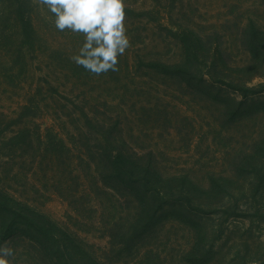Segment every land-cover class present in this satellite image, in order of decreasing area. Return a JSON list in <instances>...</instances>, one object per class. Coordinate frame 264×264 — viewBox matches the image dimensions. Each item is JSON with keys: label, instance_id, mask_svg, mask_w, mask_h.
I'll list each match as a JSON object with an SVG mask.
<instances>
[{"label": "rangeland", "instance_id": "1", "mask_svg": "<svg viewBox=\"0 0 264 264\" xmlns=\"http://www.w3.org/2000/svg\"><path fill=\"white\" fill-rule=\"evenodd\" d=\"M68 1L34 0L39 38L32 50L17 27H0V176L9 191L106 257L120 244L111 238L120 225L106 232L103 222L105 233L96 232L87 201L75 196L74 203L68 192L97 187L93 173L108 143H117L204 189L213 177H225L233 197L211 213L191 207L206 232L204 249H198V228L169 219L134 248L109 254L111 263L197 264V249L195 257L206 255L207 264H264V111L232 123L220 103L155 67L185 61L173 33L192 30L201 39L197 63L206 67L220 54L228 64V76L215 78L226 94L255 63L253 73L262 76L252 85L264 98V0H116L136 15L107 10L113 0H79L81 25L65 24L70 13L52 7ZM87 6L96 21L83 13ZM256 30L262 33L257 61L246 48ZM60 138L69 150L57 147L59 157L43 160L45 144ZM218 195L213 198L220 203ZM129 211L123 202L114 213L126 218ZM20 246L3 245L0 264H36Z\"/></svg>", "mask_w": 264, "mask_h": 264}, {"label": "trees", "instance_id": "2", "mask_svg": "<svg viewBox=\"0 0 264 264\" xmlns=\"http://www.w3.org/2000/svg\"><path fill=\"white\" fill-rule=\"evenodd\" d=\"M68 2L63 6L52 3V7L60 14L62 9L70 13L63 18L65 24H75L78 21V24L81 25L82 17H78V20L75 17L78 14L80 1L69 0ZM33 3L34 0H0V27H17L21 30L23 40L29 50H32L30 47L34 48L35 40L39 38ZM90 3L94 4L92 0L89 1V5ZM105 8L120 14H138L132 9L121 8L116 0H113ZM89 10V6H87L83 13L87 14L91 20L96 21ZM173 34L181 43L187 58L176 64L157 63L155 67L164 76L177 80L202 97L220 103L225 107L226 117L232 123L240 119L252 118L264 111V98L261 94L263 91L252 85L254 79L262 76L258 71L253 73L252 68L256 69L255 63L250 67L251 71L248 77H238L239 85L234 87L233 91L231 90L233 93L228 95L222 87L217 85L215 79L221 75L228 76L226 72L223 74L228 68V64L219 54L220 49H215L219 57L214 59L210 65L202 67L200 63H197L201 41L198 35L192 30L175 31ZM261 34L257 30L254 31L246 45L253 60L256 61L260 59L259 55L262 53ZM209 51L215 53L213 48ZM24 133L27 136L30 135L27 132ZM21 134L23 132L16 133V136L11 138V142L14 139L12 143L15 144V140L19 139ZM38 140L39 143H42L40 136ZM55 141H48L45 144L46 155L43 156V160L56 159V155L59 157L62 150H69L63 139ZM33 144L34 141H30L29 137L28 145L33 147ZM57 147L61 148V151ZM97 163L98 161H95V164ZM99 165L95 177L92 172L93 178H99L97 187L94 186L93 189L86 187L75 191L70 189L68 196L74 203L79 197L87 201L89 212L94 214V217H91V225L95 230H98L96 232L103 230L101 226L103 222L106 232H114L115 227L120 225L116 233L110 235L111 238H118L120 244L105 254L106 257L98 252L95 245L80 238L76 232L60 225L33 204L11 193L2 176H0V248L6 244L12 246L19 244L21 245L20 249L24 252L26 250L36 264H113L108 259L109 254L125 249L124 245H128L131 249L134 248L137 240H143L161 222L176 219L199 229L201 236L197 245L198 249H204L202 245L205 237L203 238V236L206 232L203 231L200 219L196 213H193L191 207L196 206L198 210H201L200 212L211 213L216 204L220 206L224 204L225 198L232 199L233 197L230 190L226 189L225 177H213L209 188L204 189L194 183L189 176L168 175L153 158L130 153L119 148L117 143H108ZM86 178L88 180L90 177ZM214 194H221V199L224 200L218 203L219 201H215L213 198ZM62 196L64 195L62 194ZM75 196L77 199L74 198ZM95 197L99 199L100 205L96 203ZM218 197L220 198L219 195ZM121 200L130 206L126 218L114 213L118 205L123 204V202L118 204ZM178 200L182 202H178ZM107 203H112L113 206L109 207L106 205ZM207 209L208 211H206ZM112 223L114 226L110 227L109 225ZM103 233L105 232L102 231L101 234ZM194 251L196 252L194 255L192 253L194 258L192 260H196L194 263L207 264L209 262L206 255L197 259L195 257L197 249Z\"/></svg>", "mask_w": 264, "mask_h": 264}]
</instances>
